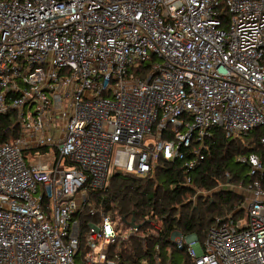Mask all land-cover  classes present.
<instances>
[{
  "label": "built area",
  "instance_id": "obj_1",
  "mask_svg": "<svg viewBox=\"0 0 264 264\" xmlns=\"http://www.w3.org/2000/svg\"><path fill=\"white\" fill-rule=\"evenodd\" d=\"M212 128L264 147V0H0V264H264L258 154L203 240L96 203L115 151L193 183Z\"/></svg>",
  "mask_w": 264,
  "mask_h": 264
},
{
  "label": "trees",
  "instance_id": "obj_2",
  "mask_svg": "<svg viewBox=\"0 0 264 264\" xmlns=\"http://www.w3.org/2000/svg\"><path fill=\"white\" fill-rule=\"evenodd\" d=\"M261 132L259 129L244 139H232L221 129L212 128L209 151L202 165L192 173L193 183H185L180 161L160 159L153 176L143 178L113 172L108 187L95 192L96 203L100 202L107 213L120 218L154 208L164 217L167 229L196 234L203 240L218 219L232 213H236L235 217L243 215L244 210L236 212L243 196L218 187L221 183L238 185L253 181L249 165L238 158L254 153L264 159ZM261 181L264 185V175Z\"/></svg>",
  "mask_w": 264,
  "mask_h": 264
},
{
  "label": "rangeland",
  "instance_id": "obj_3",
  "mask_svg": "<svg viewBox=\"0 0 264 264\" xmlns=\"http://www.w3.org/2000/svg\"><path fill=\"white\" fill-rule=\"evenodd\" d=\"M127 162V154L123 151H115L112 158L111 163V173L115 172V170H121L125 167ZM224 183H221L223 185Z\"/></svg>",
  "mask_w": 264,
  "mask_h": 264
},
{
  "label": "water",
  "instance_id": "obj_4",
  "mask_svg": "<svg viewBox=\"0 0 264 264\" xmlns=\"http://www.w3.org/2000/svg\"><path fill=\"white\" fill-rule=\"evenodd\" d=\"M118 174H120V171H116V172H115V175H118Z\"/></svg>",
  "mask_w": 264,
  "mask_h": 264
}]
</instances>
